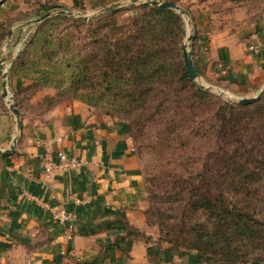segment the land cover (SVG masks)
Masks as SVG:
<instances>
[{"label": "rangeland", "instance_id": "1", "mask_svg": "<svg viewBox=\"0 0 264 264\" xmlns=\"http://www.w3.org/2000/svg\"><path fill=\"white\" fill-rule=\"evenodd\" d=\"M59 1L10 0L9 6L2 10L0 65L3 60L8 75V97H3L5 85L0 77V150L9 148L19 134L10 104L21 114L23 129L19 142L26 135L37 133V129L53 127L60 111L74 103L88 106L100 119L124 126L145 172L148 225L156 229L159 243L169 244L162 223H167L168 216L180 217L181 211L176 213L180 204L175 202L178 186L186 178L199 174L209 178L211 171L219 173L221 166L215 165L213 159L232 144L229 137L217 130L219 108L237 107L241 105L240 99L253 98L264 89V77L251 88L237 85L241 80L235 66L224 59L225 50L233 45L232 32L247 22L264 19V0H156L174 2L189 13L185 18L171 10L183 20L184 34L177 38L183 47V58L185 49L192 53L200 79H191L194 86L185 92L173 86L174 77L169 74L165 77L164 72L161 80L147 84L146 90L152 89L147 94L139 93L142 89L136 88L132 81L107 84L103 61L106 49H114L119 39L129 34L127 28L132 22L144 20V15L157 7L143 4L150 0H138L137 4H131L133 0ZM116 4L123 6L100 13ZM61 11L74 12L77 16L62 15ZM47 13L51 17L35 22ZM167 27V23L160 22L157 32L164 34ZM249 36H242L241 41L256 57L264 48L251 47L264 43L254 45L248 41ZM189 37L193 40L189 41ZM228 37L230 40L224 46L223 40ZM149 47L168 50L166 41ZM213 52L216 55L211 57ZM238 54L244 56V51ZM166 58L164 63L169 67L175 57L168 54ZM260 64L259 68L264 69V64ZM253 185L256 196L245 199L243 195L231 194L228 198L234 202L241 199L243 206L249 205L253 211L257 207L264 216V182ZM199 218L204 220V214L200 213ZM182 249L177 250L179 258L195 255L196 264H212L209 256ZM249 249L253 255L245 264H264V245Z\"/></svg>", "mask_w": 264, "mask_h": 264}, {"label": "crops", "instance_id": "2", "mask_svg": "<svg viewBox=\"0 0 264 264\" xmlns=\"http://www.w3.org/2000/svg\"><path fill=\"white\" fill-rule=\"evenodd\" d=\"M9 4L0 0V34L2 10ZM232 34L233 50H225L224 59L235 66L241 80L236 84H260L264 52L255 57L241 37L250 35L254 45L264 43V19L247 22ZM242 50L244 56L238 54ZM59 116L54 128L37 129L12 155L0 156V264H196L195 255L182 259L174 247L159 243L156 229L148 225L145 172L129 130L100 119L82 103ZM59 151L77 157L83 167L54 172L44 188V167ZM24 191L72 213L76 229L71 238L41 204L22 200Z\"/></svg>", "mask_w": 264, "mask_h": 264}, {"label": "trees", "instance_id": "3", "mask_svg": "<svg viewBox=\"0 0 264 264\" xmlns=\"http://www.w3.org/2000/svg\"><path fill=\"white\" fill-rule=\"evenodd\" d=\"M144 16V20L132 22L127 28L129 34L121 35L114 49H106L103 61L106 83L132 81L136 88L142 89L139 93L147 94L152 91L146 90L147 84H155L166 72L165 77L167 74L174 77L173 86L187 92L194 82L185 66L183 47L177 42L185 30L181 16L161 7L152 8ZM160 22L168 24L164 34L157 32ZM165 41L168 50L149 47ZM168 54L175 57L169 67L164 63ZM198 91L206 94L200 88ZM85 102L90 104L88 100ZM217 116L220 128L217 130L232 143L213 159L215 165L221 166L220 172L211 171L209 178L199 174L183 179L174 198L180 204L176 212L181 211L180 217L168 216L167 223H162V231L165 241L179 252L182 248L196 251L209 256L212 264H245L253 255L249 248L264 245V216L257 207L253 211L249 205L243 206L241 199L234 202L228 196L254 197L257 191L253 184L264 182V98L247 106H221ZM200 213L204 214V220L199 218ZM130 233L141 236L138 231Z\"/></svg>", "mask_w": 264, "mask_h": 264}, {"label": "water", "instance_id": "4", "mask_svg": "<svg viewBox=\"0 0 264 264\" xmlns=\"http://www.w3.org/2000/svg\"><path fill=\"white\" fill-rule=\"evenodd\" d=\"M139 1L138 0H133L131 2V4H137ZM143 4L145 5H151V6H155V7H161V8H166V9H170V10H175L177 12H179V14L185 18L189 17V13L183 9L182 7H180L179 5H177L174 2H168V1H156V0H150L147 2H143ZM123 6V4H116V5H112L110 7H107L105 9H103L100 13H106L109 11H112L116 8H119ZM60 14L62 15H68L71 17H75L77 16L74 12H67V11H61ZM79 18H83L80 15H78ZM51 17L50 13L45 14L44 16H42L41 18H39L38 20H36L35 22H41L46 20L47 18ZM11 35V33H10ZM193 37H189V41H192ZM184 60H185V65L186 68L189 71L190 77L192 80H198L200 79V75L199 73L196 71L194 65H193V60H192V53L190 51H188L187 49L184 50ZM4 61H1V65H0V77L3 78V83L5 85V91L3 93V97L6 98L8 97V91H7V79H8V75L7 73L4 72ZM264 96V89L255 97L253 98H242L239 100V103L241 105L247 106V105H251L253 103H256L258 101H260L262 99V97ZM10 110L12 111V113L14 114V116L16 117V121H17V128H18V132L19 134H17L14 139L12 140V143L10 145L9 148L5 149V150H0V156H10L12 155L18 146L19 140H20V132L23 129V124H22V120H21V114L19 109L14 105V104H10Z\"/></svg>", "mask_w": 264, "mask_h": 264}, {"label": "built area", "instance_id": "5", "mask_svg": "<svg viewBox=\"0 0 264 264\" xmlns=\"http://www.w3.org/2000/svg\"><path fill=\"white\" fill-rule=\"evenodd\" d=\"M264 45V44H263ZM252 46L251 49L260 50L264 46ZM83 167V162L80 161L77 157L69 156L65 151H59L55 161H51L44 167V181L42 183L44 188H47L46 180L51 177V175L56 171L61 172H76L81 170ZM21 199L34 201L38 204H41L44 208L52 213L54 221L56 224L64 227L67 237L71 238L76 229L75 217L72 213L68 212L67 209L61 205L60 208H52L48 203L43 202L40 198L28 193L23 192L21 194ZM77 204H80L81 201L76 200Z\"/></svg>", "mask_w": 264, "mask_h": 264}, {"label": "bare ground", "instance_id": "6", "mask_svg": "<svg viewBox=\"0 0 264 264\" xmlns=\"http://www.w3.org/2000/svg\"><path fill=\"white\" fill-rule=\"evenodd\" d=\"M9 99V98H8Z\"/></svg>", "mask_w": 264, "mask_h": 264}]
</instances>
